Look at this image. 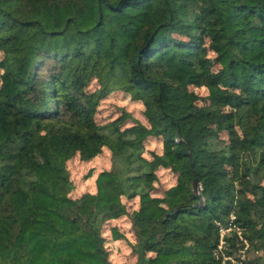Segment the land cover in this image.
I'll return each mask as SVG.
<instances>
[{
    "label": "trees",
    "instance_id": "obj_1",
    "mask_svg": "<svg viewBox=\"0 0 264 264\" xmlns=\"http://www.w3.org/2000/svg\"><path fill=\"white\" fill-rule=\"evenodd\" d=\"M114 93L145 124L97 122ZM103 150L95 192L69 197L68 161ZM231 215L239 263L264 264V0H0V264H109L125 240L135 264H221ZM120 219L132 239H106Z\"/></svg>",
    "mask_w": 264,
    "mask_h": 264
},
{
    "label": "rangeland",
    "instance_id": "obj_2",
    "mask_svg": "<svg viewBox=\"0 0 264 264\" xmlns=\"http://www.w3.org/2000/svg\"><path fill=\"white\" fill-rule=\"evenodd\" d=\"M95 88L94 84L90 86V90ZM199 94L203 95V90L198 91ZM124 109L133 119L140 121L145 124L143 117V107L140 103L131 102L129 99L121 93H114L107 100L100 103L98 113L95 117L97 122H108L110 119L115 118L119 115V112ZM159 149L158 144L155 141L150 140L146 143L144 155L149 157V151ZM112 167L110 153L103 150L101 154L95 157L89 162H81L77 157H74L67 163V169L69 177L72 183V190L69 197L77 199L85 193L93 194L95 192V181L98 175L102 172L109 171ZM158 177V188L153 191L155 197H160L162 192L175 184V176L165 170L157 171ZM128 210L132 212L136 209V200H130L126 202ZM117 226L119 231L127 238L132 239L130 232V223L127 219L112 220L104 224L102 232L106 239L111 238V227ZM106 251L109 256V264H135L136 257L133 256L128 242H114L109 245L106 243ZM81 264H94L88 258L84 256ZM97 264V263H96ZM101 264V263H100Z\"/></svg>",
    "mask_w": 264,
    "mask_h": 264
},
{
    "label": "built area",
    "instance_id": "obj_3",
    "mask_svg": "<svg viewBox=\"0 0 264 264\" xmlns=\"http://www.w3.org/2000/svg\"><path fill=\"white\" fill-rule=\"evenodd\" d=\"M217 226L219 227V243L214 252L215 258L217 260H220L221 264H240L239 261L242 259L244 251L248 246L246 240L242 237V229L236 224H234L233 215L230 216L227 226H222L219 223L217 224ZM233 232L236 234L237 239L244 245L243 250H240L239 254L237 255V258H232L225 254L227 249L225 237H227V235Z\"/></svg>",
    "mask_w": 264,
    "mask_h": 264
},
{
    "label": "water",
    "instance_id": "obj_4",
    "mask_svg": "<svg viewBox=\"0 0 264 264\" xmlns=\"http://www.w3.org/2000/svg\"><path fill=\"white\" fill-rule=\"evenodd\" d=\"M169 214H171V213H169Z\"/></svg>",
    "mask_w": 264,
    "mask_h": 264
}]
</instances>
